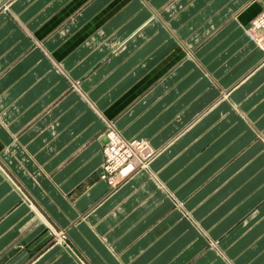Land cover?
Listing matches in <instances>:
<instances>
[{
    "label": "crops",
    "instance_id": "obj_1",
    "mask_svg": "<svg viewBox=\"0 0 264 264\" xmlns=\"http://www.w3.org/2000/svg\"><path fill=\"white\" fill-rule=\"evenodd\" d=\"M263 8L0 0V264H264Z\"/></svg>",
    "mask_w": 264,
    "mask_h": 264
},
{
    "label": "built area",
    "instance_id": "obj_2",
    "mask_svg": "<svg viewBox=\"0 0 264 264\" xmlns=\"http://www.w3.org/2000/svg\"><path fill=\"white\" fill-rule=\"evenodd\" d=\"M252 29L253 38L264 45V8L253 22ZM105 135L104 163L99 175L112 186L132 173L147 168L155 155L148 143L142 140H127L114 128L108 127Z\"/></svg>",
    "mask_w": 264,
    "mask_h": 264
},
{
    "label": "bare ground",
    "instance_id": "obj_3",
    "mask_svg": "<svg viewBox=\"0 0 264 264\" xmlns=\"http://www.w3.org/2000/svg\"><path fill=\"white\" fill-rule=\"evenodd\" d=\"M258 45H260V47H262L264 49V47H263L264 45L263 44H262L263 46L261 44H259V43H258Z\"/></svg>",
    "mask_w": 264,
    "mask_h": 264
},
{
    "label": "rangeland",
    "instance_id": "obj_4",
    "mask_svg": "<svg viewBox=\"0 0 264 264\" xmlns=\"http://www.w3.org/2000/svg\"><path fill=\"white\" fill-rule=\"evenodd\" d=\"M121 134V133H120Z\"/></svg>",
    "mask_w": 264,
    "mask_h": 264
}]
</instances>
